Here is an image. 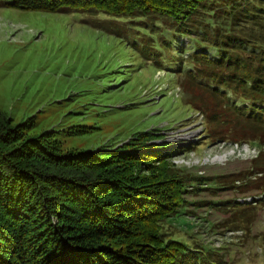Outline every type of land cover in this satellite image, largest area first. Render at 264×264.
<instances>
[{
  "label": "trees",
  "instance_id": "trees-1",
  "mask_svg": "<svg viewBox=\"0 0 264 264\" xmlns=\"http://www.w3.org/2000/svg\"><path fill=\"white\" fill-rule=\"evenodd\" d=\"M0 6L138 22L145 54L163 57L179 76L210 140L260 148L251 169L236 176L242 182L231 185L264 191V0H0ZM31 125L13 124L0 112V264H199L196 251L164 231L188 190L187 177L168 163L175 150L161 153L147 132L119 150L63 151L53 131L28 136ZM253 209L236 213L250 221Z\"/></svg>",
  "mask_w": 264,
  "mask_h": 264
},
{
  "label": "rangeland",
  "instance_id": "rangeland-1",
  "mask_svg": "<svg viewBox=\"0 0 264 264\" xmlns=\"http://www.w3.org/2000/svg\"><path fill=\"white\" fill-rule=\"evenodd\" d=\"M127 20L0 6V112L13 124L31 119L28 136L53 131L63 151L119 150L151 133L158 151L175 150L168 163L187 177L164 231L199 264H264V191L231 185L260 148L243 142L237 153L233 142L210 140L179 76L145 54L141 26ZM254 205L250 221L236 213Z\"/></svg>",
  "mask_w": 264,
  "mask_h": 264
},
{
  "label": "built area",
  "instance_id": "built-area-1",
  "mask_svg": "<svg viewBox=\"0 0 264 264\" xmlns=\"http://www.w3.org/2000/svg\"><path fill=\"white\" fill-rule=\"evenodd\" d=\"M229 146L232 149V151L235 150L237 153H243L245 150H247V147L244 144H239V143H236V142L235 143H230ZM235 151H233V152H235ZM258 152H256L254 157H256L258 155Z\"/></svg>",
  "mask_w": 264,
  "mask_h": 264
}]
</instances>
